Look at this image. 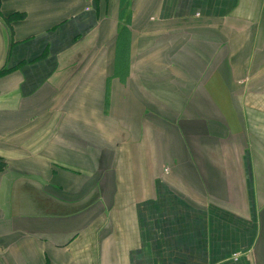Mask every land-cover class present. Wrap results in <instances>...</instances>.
Listing matches in <instances>:
<instances>
[{
    "label": "crops",
    "instance_id": "0c3cea01",
    "mask_svg": "<svg viewBox=\"0 0 264 264\" xmlns=\"http://www.w3.org/2000/svg\"><path fill=\"white\" fill-rule=\"evenodd\" d=\"M0 11V264H264V0Z\"/></svg>",
    "mask_w": 264,
    "mask_h": 264
},
{
    "label": "trees",
    "instance_id": "16d2710c",
    "mask_svg": "<svg viewBox=\"0 0 264 264\" xmlns=\"http://www.w3.org/2000/svg\"><path fill=\"white\" fill-rule=\"evenodd\" d=\"M0 13H1V11H0ZM14 17H17L16 14H14V15L11 14L10 16L6 17V19L8 21H11V19H13ZM6 166H7L6 161H4L3 159L0 158V171L4 170L6 168Z\"/></svg>",
    "mask_w": 264,
    "mask_h": 264
}]
</instances>
